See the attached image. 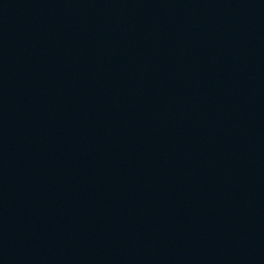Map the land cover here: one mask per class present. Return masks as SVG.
I'll use <instances>...</instances> for the list:
<instances>
[{"label":"water","instance_id":"95a60500","mask_svg":"<svg viewBox=\"0 0 264 264\" xmlns=\"http://www.w3.org/2000/svg\"><path fill=\"white\" fill-rule=\"evenodd\" d=\"M0 264H264V0H0Z\"/></svg>","mask_w":264,"mask_h":264}]
</instances>
